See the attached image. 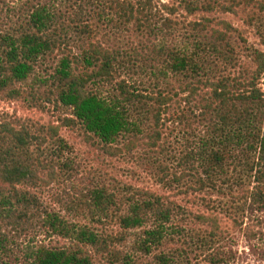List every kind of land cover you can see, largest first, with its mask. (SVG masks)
I'll list each match as a JSON object with an SVG mask.
<instances>
[{
  "label": "rangeland",
  "instance_id": "374dc122",
  "mask_svg": "<svg viewBox=\"0 0 264 264\" xmlns=\"http://www.w3.org/2000/svg\"><path fill=\"white\" fill-rule=\"evenodd\" d=\"M40 1L48 2L56 10V29L62 35H83L82 29L87 28L93 31L94 37L128 53L125 59L128 55L134 58L137 65H133V61L121 65L115 80L106 83L104 91L118 94L116 83L125 79L137 85L138 92L147 97L144 108H139L143 111L144 132L128 133L122 142L115 144L118 150L114 151L104 148L80 125H66L62 117L72 114L59 105L44 98L36 102L0 95L1 124L7 122L16 128L29 125L34 129L44 126L46 130L50 125H58L61 136L70 145V150L66 151L70 165L58 168L60 178L37 190L43 206L40 213L58 211L70 220L116 235L119 238L114 247L131 255L128 261L115 260L114 263L107 252L100 253L96 264H162L157 254L179 253L177 251L183 255L178 264H264V210L256 209L243 196L250 177L244 178L242 183L237 181L236 175L241 169L237 166L229 171L230 181L228 177L219 176L214 181L201 182L198 162L186 160L187 154L196 155L194 151L199 150L202 140L211 137L214 123L219 119L207 100L209 82L225 77L247 84L258 67L254 52H264V7L261 4L264 0L249 3L209 0L215 5L212 9L199 4L191 13L185 0H152L147 19L136 14L143 19L142 23L136 18L122 17L120 8L111 0H0L1 31L15 32L25 27ZM121 1L138 5L145 0ZM230 5L231 9L224 10ZM173 8L175 10H171ZM223 21L231 26L225 27ZM216 30L227 35L222 45L214 36ZM196 37L216 41L218 48L227 54L226 59L205 47L201 54H205L211 65L201 70L200 75L192 71L161 75L158 68L163 66L167 52L175 46L184 47V43L194 50L192 41ZM160 44L166 47L163 54L158 53ZM73 48L78 51L76 46ZM60 56L59 50L54 51L47 57L46 64L55 65ZM50 66L46 68L48 72H43L45 76L52 71ZM260 85L264 89V76ZM192 87L196 88L195 93L190 91ZM160 93L166 97L162 105L154 99ZM253 159L252 156L250 161ZM104 184L120 203L133 195L142 198L140 195L146 194L174 201L180 205L175 221L180 234L169 236L162 246L147 254L135 244L136 238L144 235L141 227L124 229L117 219L106 217L103 222H92L88 204L78 198ZM121 207L120 211L124 212L126 205ZM147 227L153 226L150 223ZM8 231H12L16 241L15 253L4 256L0 264H23L24 251L30 244L68 242L45 226L21 233L9 226ZM213 253L221 254L219 263L212 261Z\"/></svg>",
  "mask_w": 264,
  "mask_h": 264
},
{
  "label": "trees",
  "instance_id": "16d2710c",
  "mask_svg": "<svg viewBox=\"0 0 264 264\" xmlns=\"http://www.w3.org/2000/svg\"><path fill=\"white\" fill-rule=\"evenodd\" d=\"M111 1L120 8L122 17L127 20L136 18L139 23L144 22L140 16L146 19L150 16L148 7L153 3L152 0L141 1L138 5ZM185 2L190 13L199 4L211 9L215 6L209 0ZM261 4L264 7L262 1ZM228 8L232 6L224 7V10ZM136 14L141 15L138 17ZM57 20L58 14L53 6L40 1L21 30L10 32L0 28V95L36 102L44 98L73 115L62 117L66 125H80L104 148L118 150L115 144L122 142L128 133L139 135L144 132L143 111L139 108H144L143 102L147 97L138 92L137 85L125 79L116 83L118 94H109L103 87L115 80L121 65L129 64L134 58L128 55L125 59L124 55L128 53L94 37L93 31L87 28L82 29L83 35H62L56 29ZM223 23L227 28L231 26L227 21ZM222 32L214 31L221 45L227 41L226 33ZM192 44L194 50L188 43H184V47L171 48L163 66L158 68L160 74L166 77L170 73L192 71L200 75L201 70L211 65L205 54H201L205 47L212 48L225 59L227 57L216 41L208 42L196 37ZM159 49V54L166 51L165 45L160 44ZM57 50L61 56L55 65H47V57ZM254 53L258 67L247 84L225 77L217 81L208 80L210 92L207 100L219 119L214 123L211 137L202 140L199 150L194 151L196 155L187 154L186 160L198 162L201 182L206 179L214 181L219 176L228 177L230 181L229 171L241 166L237 181L242 183L248 176L251 180L249 187L243 189V196L253 207L264 210V89L260 85L264 76V52L255 50ZM132 64L137 65L136 61ZM48 66L52 71L45 76L43 72H48ZM195 90L192 87L190 91L195 93ZM154 99L161 105L166 101L162 93ZM67 150H70V145L61 136L58 125H50L46 130L44 126L40 129L29 125L16 128L7 122L0 123V261L4 256L15 253L16 241L10 233L12 231H8L9 226L20 233L45 226L69 242L30 244L24 251L25 264H96L97 254L105 252L114 258V263L115 260L131 259L126 251L114 247L115 240L119 238L116 235L88 223L70 220L58 211L40 213L43 206L37 190L60 178L58 168L70 165ZM140 196L142 198L133 195L120 203L116 194L104 184L90 189L87 195L83 193L78 199L88 204L92 222H103V217H106L117 219L124 229L141 227L144 235L137 237L135 244L137 249L150 254L169 236L180 234L181 229L175 222L180 214V205L155 194ZM120 200L123 201L122 198ZM122 205H126L124 212L120 211ZM150 223L151 228L147 227ZM177 252L160 253L156 257L162 264H178L183 255ZM219 255L213 253L212 261L219 263L222 259Z\"/></svg>",
  "mask_w": 264,
  "mask_h": 264
}]
</instances>
